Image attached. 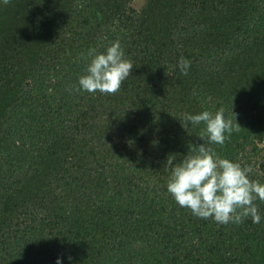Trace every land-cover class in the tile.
<instances>
[{"label":"trees","instance_id":"16d2710c","mask_svg":"<svg viewBox=\"0 0 264 264\" xmlns=\"http://www.w3.org/2000/svg\"><path fill=\"white\" fill-rule=\"evenodd\" d=\"M135 1L0 0V264H264V202L224 225L167 191L221 108L210 147L264 184V0ZM117 40L119 92L77 91Z\"/></svg>","mask_w":264,"mask_h":264},{"label":"clouds","instance_id":"9594fccd","mask_svg":"<svg viewBox=\"0 0 264 264\" xmlns=\"http://www.w3.org/2000/svg\"><path fill=\"white\" fill-rule=\"evenodd\" d=\"M10 2L3 0L4 5ZM88 55L91 61L87 74L79 78L76 90L106 95L119 92L133 68L132 62L124 58L120 42H113L104 53L90 49ZM178 65L181 73L187 75L191 62L181 57ZM232 115L236 122L235 114ZM185 120L194 126L205 124V130L198 135L204 142L199 146L189 145L188 153L175 166L168 157L167 165L171 167L168 193L180 207L189 209L198 218L226 225L241 224L251 217L254 224H259L261 216L255 201L264 202V184L249 179L250 168L220 158L210 147L212 144L223 146L230 134L241 127L236 122L234 128L233 119L225 118L223 108L215 114L204 111L187 115ZM182 126L186 129V124ZM57 264H60L59 259Z\"/></svg>","mask_w":264,"mask_h":264},{"label":"rangeland","instance_id":"374dc122","mask_svg":"<svg viewBox=\"0 0 264 264\" xmlns=\"http://www.w3.org/2000/svg\"><path fill=\"white\" fill-rule=\"evenodd\" d=\"M144 4V0H136L135 2H133V6L135 8H139L140 6H142ZM264 146V145H263Z\"/></svg>","mask_w":264,"mask_h":264}]
</instances>
